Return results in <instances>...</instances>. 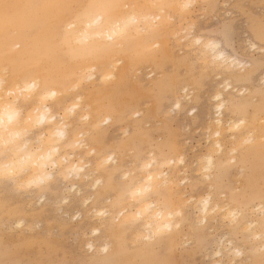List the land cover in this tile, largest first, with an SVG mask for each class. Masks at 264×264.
Segmentation results:
<instances>
[{
  "label": "rangeland",
  "instance_id": "1",
  "mask_svg": "<svg viewBox=\"0 0 264 264\" xmlns=\"http://www.w3.org/2000/svg\"><path fill=\"white\" fill-rule=\"evenodd\" d=\"M157 11L162 10H154L158 28L152 31L159 34L144 47L141 35L131 41L130 64L125 53L115 56L113 79L101 81L97 69L93 81L89 78L74 91L47 100L59 121L67 112L65 106L79 104L75 112L66 113L70 125L66 124L69 132L82 134L84 147L71 160L83 158L86 178L71 174L64 181L55 173L42 190L19 189L2 179L0 264H215L217 259L219 264H264V0H194L183 12L162 14L168 19L162 25ZM198 38L219 42L238 66L230 70L225 66L221 72L213 64L210 68L208 59L204 65L203 46L194 44ZM120 79H125V92L134 102L122 106V111L112 102L111 109L94 111L92 95L110 92ZM175 96L180 98V109L175 107ZM25 100H19L24 114L30 108ZM218 119L222 138L216 134ZM251 133H255L252 141L245 142ZM216 141L224 145L223 151H213V170L205 171L210 174L206 177L200 167ZM112 152L114 162L102 163L96 172L100 159ZM151 158L167 182L161 181L155 191L139 199V195L128 197L145 174L142 164ZM205 197L212 200L207 221L199 213ZM142 198L152 201L155 209L181 208L183 212L172 219L174 229L143 239L148 235L142 226L145 218L136 213ZM97 209L106 213L99 216ZM231 212H236V220ZM216 246L241 250L240 255L234 256L230 249L217 257Z\"/></svg>",
  "mask_w": 264,
  "mask_h": 264
},
{
  "label": "bare ground",
  "instance_id": "2",
  "mask_svg": "<svg viewBox=\"0 0 264 264\" xmlns=\"http://www.w3.org/2000/svg\"><path fill=\"white\" fill-rule=\"evenodd\" d=\"M192 2H194V0H185L183 2H179L178 0H0V106H10L5 109L10 113V119L6 125V131L12 138L18 141L19 145L27 142L29 143L30 147H35L37 145L40 146V152L38 154L42 158L40 162L47 165V170L51 175V179L47 184H49V182L55 178V173L57 174L58 178L66 181L68 178H70L71 174L72 176L74 175L80 179V177L83 176L82 171L84 170V166L80 163L83 158H80V161L78 159L75 161L71 160L73 154L79 150L81 151L82 147H84L83 140L81 139L82 134L81 132H69L67 129L68 126L66 124H69V120L66 122V113L68 111L71 113L75 112L79 104L76 102L71 104L70 102V105L65 106L66 108H64V112H67L63 113L61 118L63 122H61V120L59 121L58 117L56 118V116L52 113L51 107L46 104L47 100H53L54 98L59 97L58 95H60V93L63 91L68 93L69 90L73 89L74 91V89L81 87L85 80H89V78L92 80L94 75L93 72L97 69H100L101 81L107 82L108 79L109 81L111 78L113 79V70H115L117 67V63L114 58L115 56H120L125 53L124 57L127 59V63L130 64L132 59L130 56L131 53L127 51L131 50L132 46H134L131 41L141 35L142 37L140 40L142 41L140 42V45L144 47V45L150 43V39H154L159 34L156 31H152L154 27L158 26L153 22L158 18L156 17L154 10H162V13L157 11L160 15V18L163 19L160 24L162 25L168 20H166L167 15L163 18L162 16L165 15L162 14H166L165 12H167L169 15V11L183 12L188 9ZM163 10L166 11L163 13ZM144 32H148V34L144 35ZM193 39L194 38H192V40ZM201 39L198 38L194 41V44L198 43V45L201 47L203 46L200 52V56H202L203 61L201 57L199 58L200 61L204 62L208 59L209 67L213 64V66H215L218 70L224 68L223 71H225V68L227 67V69L230 70V67L232 68L236 66V62H238V60L229 57L227 53L223 51L224 49L222 50L220 48L219 42H215L213 40H209V42L208 40L203 41ZM162 41L165 40L163 39ZM252 46L253 48L256 47L254 44ZM252 46H250V48H252ZM133 62L134 61H132V63ZM205 62L204 65L206 64ZM126 66H128V64ZM124 77L125 76L123 75L122 78ZM124 82L125 79H120L118 82H115L112 85V88H114L110 92L109 90L108 92L97 91L94 95H92V97L95 99L94 111L99 107H108L111 109L112 107L110 102H112V105L118 103L120 105L119 111H122V106L123 109H125L129 102H134L132 99L129 100V93L125 92ZM20 97L25 98V102L28 105L30 104V108L25 114L19 107ZM216 99L220 101L222 99V94L218 93L216 95ZM61 100L62 97L58 99L56 104ZM104 101H107L108 103ZM222 105L223 104L221 103L219 104L218 110H220ZM175 107L178 109L181 107V101L179 97L176 99ZM45 110L46 115L44 116L43 121L33 118L31 122H27L29 117H33L34 113L38 117V114L45 112ZM112 110L116 111L118 110V107H113ZM90 116L91 114L86 115L87 118ZM111 117L106 116L105 118L109 120ZM80 120L81 119H79L77 122H80ZM88 120L89 119H87V121ZM95 122L96 121H94V123ZM217 123L218 129L216 134L220 135V133L224 131L223 124L220 119L217 120ZM33 133L36 135L31 137L30 135ZM237 135L238 134H236V136ZM240 135L242 136V134ZM253 135L251 133V136H246L244 141L246 142L247 140L248 142H251ZM241 136L240 138L242 139L243 137L244 139L245 135L242 137ZM240 138L238 139L237 137L238 140H240ZM256 139L257 137L254 139V141ZM222 140L223 139H221V141ZM245 142L242 140L241 143ZM221 144L222 143H220V141H216L214 144V148L216 147L218 149H216L217 151L211 146L210 147L213 149L210 151L207 149L208 153L206 154L205 158H203V161H206V163H204L205 166L202 165V167H200L203 168V171L201 170L202 172L207 170H209L207 172H210V169L213 168V153H222L224 145ZM235 148L234 150L236 151ZM93 149L94 148H92L91 151L95 153L96 151ZM29 150L30 149H25V151ZM45 154H47L50 159L44 158ZM112 154L113 152L100 159L101 164H97L96 172H98L99 166L101 167L103 165L102 163L107 164L114 160ZM153 159L155 160V158ZM153 159L151 158L149 161L142 164V169L145 170V174L143 175L142 180H139L137 185H135L134 188L130 190V196L128 195V197L135 198V196L137 197V195H139V199L142 196L151 194L150 191H155V188H157V185H159L161 181L162 184L163 182H167V178H164V175L166 174L163 175L162 172H159L153 168L155 162ZM172 162L173 160L169 159L168 164H171ZM207 172H205L206 177L210 176L209 173V175H207ZM84 178L86 177H82V179ZM1 180L2 179H0V181ZM4 180L6 181L8 179ZM97 181L100 180L98 179ZM15 186L21 189L18 185L15 184ZM142 199L143 200L139 202L140 204L137 205L138 210L136 213L139 217L145 218L142 226L145 227V233H148V235L142 236L143 239L151 240L152 237L155 238L163 232H168L174 229L173 227L175 222L173 224L172 219L176 214L180 215L183 212L180 211L181 208H179L177 212L165 211L160 208L155 209L156 207L152 201L150 202L145 198ZM135 200H137V198ZM211 201L212 200L210 197H205L203 202L200 203L201 208L199 213H201V218H203V221H207V217L210 216L208 214L210 209H212L210 208ZM218 209L220 208L218 207ZM123 211L125 210L123 209ZM105 213V210H98L96 214L103 216ZM235 213L232 214L231 212L228 214L235 218ZM96 214L93 216L96 217ZM129 217L127 218L129 219ZM250 225L247 224V227H250ZM135 234L137 235V233ZM141 235L142 234L139 236L137 235L139 239L141 238ZM93 247L94 245L90 244V250H93ZM223 248L224 249L218 247L216 249L217 253H215L217 257L221 258L223 253L228 250L227 247L226 250L225 247ZM239 248L237 247V249ZM240 251L241 250L235 249L233 252H231L234 254V256H236L238 253V255H240ZM233 259L235 258H232L231 262H234ZM219 262L220 261L217 259L215 264H219Z\"/></svg>",
  "mask_w": 264,
  "mask_h": 264
},
{
  "label": "clouds",
  "instance_id": "3",
  "mask_svg": "<svg viewBox=\"0 0 264 264\" xmlns=\"http://www.w3.org/2000/svg\"><path fill=\"white\" fill-rule=\"evenodd\" d=\"M7 107L10 106H0V179H8L22 189L42 190L51 175L47 165L40 162V146L30 147L27 142L19 145L18 141L7 133L6 125L10 119V113L5 110ZM45 115L46 110L39 113L38 117L34 113L27 122H31L33 118L43 121ZM44 158L50 159L47 154Z\"/></svg>",
  "mask_w": 264,
  "mask_h": 264
}]
</instances>
